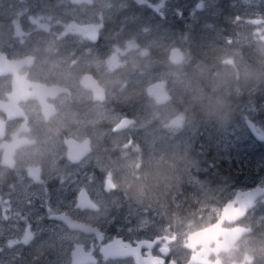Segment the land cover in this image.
Masks as SVG:
<instances>
[{
    "label": "flooded vegetation",
    "instance_id": "flooded-vegetation-1",
    "mask_svg": "<svg viewBox=\"0 0 264 264\" xmlns=\"http://www.w3.org/2000/svg\"><path fill=\"white\" fill-rule=\"evenodd\" d=\"M178 1L184 10L193 3L199 10L209 0ZM230 1L214 0L222 10ZM165 2L0 0V198L7 205L0 202V264H264V225L258 219L259 209L264 208V193L242 216L222 209L234 201L236 209L243 193L264 189V179L243 182L245 173L238 166L231 167L234 176L227 174L233 180L229 190L237 188L219 210L159 209L155 210L158 216H151L147 223L129 217L118 229L101 223L104 217L93 220L102 213L103 205L81 187L74 192L73 209L83 219L65 212L68 193L84 180L109 187V195L117 194L113 188L115 166L122 158L134 156L142 167V173L137 171L142 178L148 172L145 164L153 154L143 136L145 129L136 136L127 134L140 114L143 97L133 96L134 87L128 82L119 92L123 72L127 78L133 75L128 64L115 63L118 51L111 49V44L120 36L118 24L145 22L135 7L151 10L155 21L181 23L183 13H160L166 10ZM246 8L241 4L230 9L238 14L236 22ZM94 10H102L99 20L94 19ZM56 28L61 32L54 33ZM144 34L148 43L161 35L160 29L156 35L150 34V28ZM130 59L137 71L141 57ZM155 63L152 72L164 69L163 64L151 61ZM75 93L77 99L73 98ZM65 106L75 113L67 121ZM231 116L238 122L236 113ZM246 119L242 123L248 131ZM178 121L175 117L174 123ZM75 127L78 129L70 132ZM243 132L240 127L239 136ZM202 142L208 144L206 138ZM10 145L17 147L11 160L4 156L5 147ZM69 147L77 160L68 156ZM166 158H170L169 152L160 162ZM80 192L87 199L83 208L78 206ZM37 211L40 217H34ZM18 219L21 230L11 239L8 233ZM36 250L50 259L31 257Z\"/></svg>",
    "mask_w": 264,
    "mask_h": 264
},
{
    "label": "rangeland",
    "instance_id": "rangeland-1",
    "mask_svg": "<svg viewBox=\"0 0 264 264\" xmlns=\"http://www.w3.org/2000/svg\"><path fill=\"white\" fill-rule=\"evenodd\" d=\"M126 1L131 3V0ZM257 1L253 4L250 0H231L222 10L216 7L214 0H209L199 10L194 9V3L184 10L178 0H166V10L160 13L164 16H169L172 10L176 15L183 13L181 23H173L171 19L155 21L157 17L151 10L135 7L139 18L145 22L130 26L118 24L120 36L111 44V49L118 51L115 63L128 64L133 75L127 78L123 72L119 92L124 91L128 82L134 87L133 96L143 97L140 114L128 127L127 134L136 136L145 129L143 136L153 156L145 164L148 172L144 178L137 173H142V167L139 168L134 156L122 158L116 164L113 188L117 194L109 195V187L96 185L91 180L77 183L73 186L76 189L66 197L65 212L83 219L82 214L73 209L74 192L83 187L103 205L102 213L93 220L104 217L101 223H111L120 229L129 217L140 224L147 223L151 216H158L155 210L159 209L219 210L237 188L229 190L233 180L227 174L235 175L230 172L233 166L246 171L243 182L263 181L264 143L255 147L245 132L243 136L238 133L244 118L252 119L264 130V1L262 5L261 0ZM241 4L247 8L236 22L238 14L230 9ZM221 13H224L222 18ZM92 14L99 20L103 12L94 10ZM185 15L191 20H186ZM149 28L150 34L155 35L160 29L159 40L147 42L149 38H145L144 33ZM53 32L60 33L61 29ZM175 47H180L185 55L178 66L167 60L169 49ZM131 56L141 57L137 71L132 67ZM152 60L163 64L164 69L152 72L157 64H151ZM159 80L165 82L169 93V100L161 105L146 93V87ZM77 97L75 93L73 98ZM183 104L187 108L192 106V110L195 107L198 115L190 113ZM234 113L238 122L232 119ZM72 114L74 111L65 106L66 121L72 119ZM175 117L179 118L177 123H174ZM74 119L80 125V120ZM224 126L227 127L220 129ZM77 129L72 128L70 132ZM130 138L135 140V137ZM203 138L208 144L202 142ZM167 152L170 158L160 162ZM0 202L7 206L3 198ZM259 211L258 219L264 225V208ZM210 215L208 213L205 219H210ZM40 216V211L34 213V217ZM18 222L19 219L13 224L12 233H8L11 239L21 230ZM32 256L50 259L39 250Z\"/></svg>",
    "mask_w": 264,
    "mask_h": 264
},
{
    "label": "water",
    "instance_id": "water-1",
    "mask_svg": "<svg viewBox=\"0 0 264 264\" xmlns=\"http://www.w3.org/2000/svg\"><path fill=\"white\" fill-rule=\"evenodd\" d=\"M184 59L183 52L179 48H171L168 52V60L173 65H178L180 62H182ZM14 91V90H13ZM146 93L148 96H150L157 104H162L165 101L169 99V93L165 87V82L163 81H156L151 83L147 89ZM12 99V98H11ZM14 104L10 106V111H13ZM245 124L247 126L248 131L253 136V138L258 141L264 143V130L260 127L255 125L254 122H252L249 119L245 120ZM3 125V124H1ZM9 146V145H8ZM11 147V148H10ZM10 147H5L4 156L6 159L11 160L13 156L14 149L17 148L16 145H10ZM13 149V150H12ZM75 150V149H74ZM68 156L75 158L76 155H74V152L72 151L71 147H69ZM70 158L71 160H73ZM77 160V157L75 158ZM74 160V161H75ZM264 193V189L261 190H252L250 192L243 193L244 198L243 200L237 201L238 207L235 209L233 208L234 202L227 203L222 209L224 211H236L240 213V216H242L248 209H250L253 206L254 200L262 195ZM87 199L83 192H80L78 196V206L83 208L86 205ZM226 218V214L222 215V218ZM74 260V258H73Z\"/></svg>",
    "mask_w": 264,
    "mask_h": 264
},
{
    "label": "trees",
    "instance_id": "trees-1",
    "mask_svg": "<svg viewBox=\"0 0 264 264\" xmlns=\"http://www.w3.org/2000/svg\"><path fill=\"white\" fill-rule=\"evenodd\" d=\"M263 80V78L261 77V81ZM187 98V97H186ZM188 99V98H187ZM189 100V99H188ZM183 106H185L184 104H183ZM186 107V106H185ZM192 107V106H191ZM191 107H189V108H187L186 107V109L187 110H189V112L190 113H192L193 112V115H198V112H197V109H195V107H193V110H192V108ZM191 109V110H190ZM213 126V125H212ZM228 126V125H227ZM227 126H224V127H222V128H220V129H225ZM241 127H242V129H243V131L245 132V134H246V136H247V139H249L252 143H253V145L255 146V147H260V145H259V143H257L252 137H251V135L248 133V131L245 129V127L243 126V124L241 125ZM244 173L246 174V171H244Z\"/></svg>",
    "mask_w": 264,
    "mask_h": 264
},
{
    "label": "snow or ice",
    "instance_id": "snow-or-ice-1",
    "mask_svg": "<svg viewBox=\"0 0 264 264\" xmlns=\"http://www.w3.org/2000/svg\"><path fill=\"white\" fill-rule=\"evenodd\" d=\"M169 264H171V262H169Z\"/></svg>",
    "mask_w": 264,
    "mask_h": 264
},
{
    "label": "bare ground",
    "instance_id": "bare-ground-1",
    "mask_svg": "<svg viewBox=\"0 0 264 264\" xmlns=\"http://www.w3.org/2000/svg\"><path fill=\"white\" fill-rule=\"evenodd\" d=\"M38 224V223H37Z\"/></svg>",
    "mask_w": 264,
    "mask_h": 264
}]
</instances>
